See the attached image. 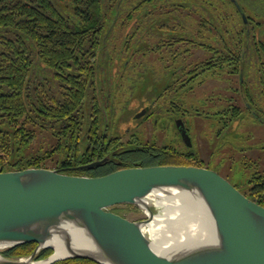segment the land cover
<instances>
[{"label": "flooded vegetation", "instance_id": "1", "mask_svg": "<svg viewBox=\"0 0 264 264\" xmlns=\"http://www.w3.org/2000/svg\"><path fill=\"white\" fill-rule=\"evenodd\" d=\"M122 14L126 22L135 19L134 26L113 27L107 33L109 47L99 57L103 61L106 59L105 67L102 60H98L95 77L96 99H90L80 116L76 135L78 163L53 160L52 155L46 159L53 160L47 168L66 174L98 176L124 167L141 166L144 160L180 161L213 170L227 179L221 173V162L214 163L199 156L195 132L197 117L204 119L205 130L216 126V134L220 136L229 132L228 108H217L212 102L214 92H218L219 97L227 96L228 47L216 36L222 32L212 34L210 27L204 29L207 36L203 38L207 42L198 43V47L207 51L202 57L196 54V47L197 39H201L197 34L203 28L188 24L195 18L190 12L146 9ZM212 35L220 42L214 43L216 48L211 42ZM231 47L236 53L239 51V58L230 61L236 66L229 73L232 79L236 78L232 80L235 86L231 89L238 93L255 119L259 113L264 114L261 99L264 93H260L256 75L260 65L257 53H254L256 58L245 60L248 74H243L242 42ZM252 47H259V44ZM212 52L214 56L220 54L221 58L217 61L211 57ZM128 53L127 59L124 58ZM213 64L223 65L222 70L217 71ZM218 74H225L219 79L224 85L220 86L221 91H212L210 80ZM197 94L204 95L203 99L199 97L201 104L196 103ZM114 103H117L116 110ZM229 109L238 111L235 104ZM217 113L220 117L215 115ZM97 160L103 162L89 169L80 167Z\"/></svg>", "mask_w": 264, "mask_h": 264}, {"label": "water", "instance_id": "2", "mask_svg": "<svg viewBox=\"0 0 264 264\" xmlns=\"http://www.w3.org/2000/svg\"><path fill=\"white\" fill-rule=\"evenodd\" d=\"M153 191L192 193L212 221L213 238L156 251L143 231L154 216L147 202ZM122 203L134 204L146 218L132 221L108 209ZM27 242L36 243L30 255L0 254V264H50L67 258L98 264H264V206L217 172L189 165L132 166L98 176L47 167L0 171V243ZM44 248L52 253L35 259ZM57 251L63 254L53 258Z\"/></svg>", "mask_w": 264, "mask_h": 264}, {"label": "trees", "instance_id": "3", "mask_svg": "<svg viewBox=\"0 0 264 264\" xmlns=\"http://www.w3.org/2000/svg\"><path fill=\"white\" fill-rule=\"evenodd\" d=\"M121 2L0 0V171L47 167L46 159L55 154L58 160L67 164L78 163L76 135L80 116L86 104L89 106L90 99H96L95 77L99 57L109 47L108 31L117 27L116 24H125L121 12L143 11L158 0H139L137 3L125 0V10L121 8ZM253 41L259 47L251 48V59L255 58L254 53H257L256 57L261 52L264 54L263 44ZM243 47V74H248L246 45ZM219 58L221 55L217 54L215 59L218 61ZM233 58H239V51L236 53L228 46L225 68L229 73L236 67L230 62ZM259 64L257 76L262 84L264 62ZM212 67L220 71L223 65L213 64ZM260 89V93H264V88ZM215 115L220 117L218 113ZM239 115L240 110L229 109L228 127ZM255 119L264 122V114L259 113ZM37 130L52 135L54 145L34 154L25 153ZM165 164L190 165L180 161L144 160L141 166ZM247 182L249 193L245 195L264 206V172H255ZM35 246V242H27L3 252L8 256L30 255ZM51 252V249H40L35 258L46 257ZM50 264L98 263L86 258H67Z\"/></svg>", "mask_w": 264, "mask_h": 264}, {"label": "rangeland", "instance_id": "4", "mask_svg": "<svg viewBox=\"0 0 264 264\" xmlns=\"http://www.w3.org/2000/svg\"><path fill=\"white\" fill-rule=\"evenodd\" d=\"M124 1L125 0H122L121 2V0H119V2H121L122 10H125ZM138 1L139 0H128V2L134 3H137ZM235 2L236 4L231 0H158L157 4L148 7L147 9L148 11L165 12L174 8L177 9L176 12H190L195 15L194 20L188 24L195 28H203L201 33L197 34L201 39H197L196 47V54L202 55V57L207 55V51L204 47H198V43L207 42L206 39L203 38L207 36L204 29L210 27L212 34L222 32V35L217 34L216 36L219 39H222L221 43L223 45H226L227 47L233 46L237 41L239 44L242 42L243 46L246 45V60H251V48L254 43L253 40H258L264 46V0H235ZM237 5L239 8H237ZM243 16L246 18V21H244ZM201 21H203V23H201ZM134 22L135 19L131 18L129 21L125 22L124 25L116 24V26H127L129 28L134 26ZM211 42L213 48H216L214 43L220 44L219 41H215L213 35ZM121 49V51H123V48ZM124 52L125 51H123V53ZM128 56L129 53L123 57L127 59ZM216 56H214V53L212 52L211 57L215 58ZM257 59L259 60V63L264 62V54L261 52ZM101 60L99 59V61ZM102 62L105 67L106 59H104V61L102 60ZM226 75H228L226 82L227 96L225 98L219 97L216 95L218 92H214L212 94V102L217 108L227 107L228 113L229 107L235 104V106L238 107V110H240V115L228 127L229 132L226 136H220L218 132L216 134V126L215 129L213 127L211 130H205L204 119L197 117L195 120L196 142L200 149L199 156L203 159L209 158L210 161L214 163H216V161L221 162V173L226 175L227 179L242 193L248 194L250 185L247 182V178L255 172H264V122L254 119L246 109L244 103L241 102L238 93H236L234 89H231V87L235 86V82L232 81L236 80L235 76L234 79H232V76H229V73ZM221 76H225V74L215 75V77L210 80L212 91H221L220 86L224 85L219 80L221 79ZM204 85L205 84H202L201 86ZM262 87L264 88L263 81L262 84L259 83L258 88L260 89ZM261 90L262 89H260V91ZM199 97H202L203 99L204 95L197 94L196 103L201 104L202 101H199ZM261 99L263 100L262 105H264V97ZM114 105L116 110L117 103H114ZM212 111H214V109H212ZM222 137H224V141H222ZM54 143L55 138L47 131L37 130L35 138L28 148L25 149V153L34 154L46 149L48 150L54 145ZM23 153L24 150L21 154ZM57 158L58 156L55 154L53 160H56ZM53 160H46L45 164L51 165V161ZM150 198H152V195L148 196L147 199L149 200ZM151 200L153 201V199ZM108 209L132 221L143 220L146 218V214L134 204H116L110 206ZM151 209L153 213L159 211L154 205L151 206ZM7 248L10 247H6L2 250ZM1 251L0 254L8 258H24L28 256H8Z\"/></svg>", "mask_w": 264, "mask_h": 264}, {"label": "bare ground", "instance_id": "5", "mask_svg": "<svg viewBox=\"0 0 264 264\" xmlns=\"http://www.w3.org/2000/svg\"><path fill=\"white\" fill-rule=\"evenodd\" d=\"M151 195L152 198L147 202L159 211L154 213L151 221L144 224L143 231L147 233L151 246L156 251H175L184 245L213 238L212 221L202 203L192 193L172 191L165 194L153 191ZM8 246L0 243V251ZM62 254L57 251L53 258Z\"/></svg>", "mask_w": 264, "mask_h": 264}]
</instances>
